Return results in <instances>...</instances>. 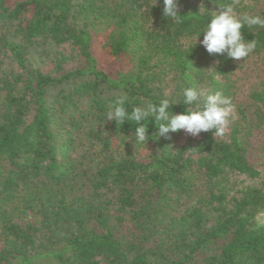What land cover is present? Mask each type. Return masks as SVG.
<instances>
[{
    "label": "trees",
    "instance_id": "obj_1",
    "mask_svg": "<svg viewBox=\"0 0 264 264\" xmlns=\"http://www.w3.org/2000/svg\"><path fill=\"white\" fill-rule=\"evenodd\" d=\"M220 2L180 0L168 27L162 0H0V264H264V29L244 30L257 73L240 97L239 61L195 45L201 3ZM187 73L231 97L223 137L156 138L153 118L137 145L105 120L122 93H178Z\"/></svg>",
    "mask_w": 264,
    "mask_h": 264
},
{
    "label": "clouds",
    "instance_id": "obj_2",
    "mask_svg": "<svg viewBox=\"0 0 264 264\" xmlns=\"http://www.w3.org/2000/svg\"><path fill=\"white\" fill-rule=\"evenodd\" d=\"M162 3L168 27L182 24L185 15L179 11L180 0H162ZM218 5V9L210 10L201 3L198 14L202 24L194 35L195 45L199 42L210 55L226 54L234 61L246 60L257 49L258 41L246 38L244 30L264 29V14L238 12L237 8L243 7L239 0L220 2ZM202 33L203 39L199 40ZM186 78L187 85H181L178 93H170L165 88L155 100L140 97L136 98L139 100L137 103L127 93H122L109 105L105 120L114 121L117 126L131 122L135 126L132 136L137 145L148 143V124L153 118L157 130L152 136L156 138L170 139L171 133L180 131L193 137L201 132H212L214 138L223 137L233 112L231 97L222 91L213 92L201 87L200 81L191 73H187ZM181 101L188 107L175 113L172 106Z\"/></svg>",
    "mask_w": 264,
    "mask_h": 264
},
{
    "label": "rangeland",
    "instance_id": "obj_3",
    "mask_svg": "<svg viewBox=\"0 0 264 264\" xmlns=\"http://www.w3.org/2000/svg\"><path fill=\"white\" fill-rule=\"evenodd\" d=\"M200 40H202V39H200ZM94 52H95L96 56L98 57L99 63L102 66H104L107 69H111V68L115 67L114 66L115 64L111 65L109 63L110 62L109 58L98 47L97 44L94 47ZM30 55H31L32 61L37 66H41L45 70H49L51 68V63L47 60L45 53H44V50H43V47L40 46L39 44L33 45V47L30 50ZM76 65H79V63L72 62V63L68 64L67 66L72 67V66H76ZM256 73H257V69H256L255 64L253 63V59H247V60H240L239 61V68L237 69L235 79H236V83H237V87H238V94L240 97L245 93L249 82H251L253 80V77L256 75ZM258 137H259L258 135L253 137V140H255L256 143H257ZM247 182H249V181H247Z\"/></svg>",
    "mask_w": 264,
    "mask_h": 264
}]
</instances>
